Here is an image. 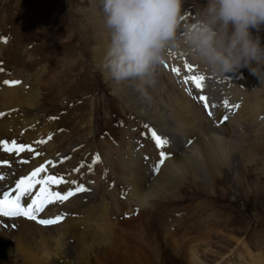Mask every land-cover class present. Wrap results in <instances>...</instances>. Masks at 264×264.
I'll return each mask as SVG.
<instances>
[{"label": "rangeland", "instance_id": "rangeland-1", "mask_svg": "<svg viewBox=\"0 0 264 264\" xmlns=\"http://www.w3.org/2000/svg\"><path fill=\"white\" fill-rule=\"evenodd\" d=\"M73 1L75 5L76 0ZM206 4L207 0H184L181 27L195 22L197 14ZM60 5V0H0V68H6L8 79L19 81L21 73L28 67L46 63L53 66L55 58L64 61L65 55L70 53L80 60L69 80L61 86V96H57L53 87L52 90L43 87L38 110L42 109L44 113L35 115L39 117V122L36 130L27 134V144L39 148L38 152L48 162L52 160L51 156L69 150L57 163L56 175L61 173L58 170L60 166L74 163L76 184L81 182L93 189L89 203L90 212H93L90 222L93 219L95 222L97 217L100 227L92 223L88 232L91 259L96 258L103 244L108 247L112 230L117 235L119 232L125 235L128 230H133L131 226L134 224L139 226L141 221L149 220L151 227H166L153 231L156 236L153 243L159 248L157 256L161 263L158 264H264V161L251 172L228 168L225 183H210L206 188H187L181 197L138 198V203L136 200L130 202L131 207L123 205L127 189L109 173L120 172L114 160L127 148L128 139L141 146L137 153L139 157L132 162V166L137 161L140 163L148 159L152 162L154 173H157L162 166L159 164L161 150L149 138L152 131L150 125L140 118L133 119L134 112L113 92L104 70L96 66L94 53L87 49L94 45L90 32L84 35L81 28L72 27L68 14H57ZM24 8L37 14L41 28L25 30L26 22L22 21ZM90 8H93L92 5L79 4L73 10L78 14L77 19L86 22L87 15L76 10ZM39 9L42 11L39 12ZM86 28L88 30L89 27ZM253 34L259 35L264 44V27L259 33L254 30ZM13 39L17 41L14 46ZM2 45H7L5 48L8 50L1 49ZM16 49V53L11 51ZM185 63L194 66L193 72L183 74L186 72L184 68L180 77L161 67L167 76L170 74L172 83L180 90L194 88L191 82L184 86L182 79L196 73L203 74L206 83L214 80L220 86L226 85L227 94L223 95L221 102L223 99L231 102L237 97V94L228 95L229 88L234 93L237 89L247 90L252 93L250 97L264 88L262 77L259 79L247 68L217 77L203 66L198 67L188 57ZM186 94L189 95L187 91ZM263 114L264 110H261L257 117L261 118ZM257 117L253 120L257 121ZM132 123H136L134 127ZM151 151L156 152L157 158ZM168 153L171 157V152ZM97 155L99 162L95 160ZM186 185L184 183L183 186ZM108 190L111 191L107 193ZM101 240L105 241L101 243ZM148 258L152 259V256Z\"/></svg>", "mask_w": 264, "mask_h": 264}, {"label": "bare ground", "instance_id": "bare-ground-1", "mask_svg": "<svg viewBox=\"0 0 264 264\" xmlns=\"http://www.w3.org/2000/svg\"><path fill=\"white\" fill-rule=\"evenodd\" d=\"M45 1L48 2V0ZM73 2V0H60L61 5L57 14H68L72 27L81 28L84 35L90 32L94 45L90 47H88V43L85 45L94 53L93 61L96 66L103 69L102 63L111 37L105 26L101 0H76L75 5ZM79 4L92 5L93 7L84 11L76 10L79 14L87 15L86 22L77 19L78 14L73 10V7ZM41 11L39 9V12ZM23 14L22 21L26 22L25 30L42 27L37 14L34 15V12L26 8H24ZM86 26L89 27L88 30ZM16 44L17 41L13 39V46ZM6 46L2 45L1 49L7 51ZM11 51L16 53L17 49ZM186 56L192 60L190 56L181 52L173 53L166 58L165 62L159 65L156 70L155 82L145 85L143 91L138 90L135 86L138 82L126 81L118 84L104 71L112 84L113 92L134 112L133 119L139 120L140 118L150 125L152 131L154 130L158 135L167 138L169 143L166 149L159 150L172 154H170L171 157L168 155L169 157L165 159L157 173H154L152 162L147 161L148 159L140 163L137 161L132 166V162L139 157H137V153L141 146H136L133 139H128L130 140L129 145L114 160V164L116 163L120 167V172L110 171L109 173L115 181L127 189L125 199L122 201L125 207H129L130 202L134 200L138 203V198L181 197L187 188L198 189L201 186L206 188L210 183L212 185L225 183L228 179L226 169L242 168L244 171L251 172L258 169L259 163L264 161V114L261 118L257 117L259 112L264 110V88L258 94H254V97H250L252 93L247 90L237 89V92L234 93L229 88L228 95L236 96L237 94L235 98L238 100L235 98L233 101L230 100L229 104L233 107L226 108L223 104L224 99L221 102L223 95L227 94L228 88H224L226 85L221 83L223 86H220L214 80H209L207 83L205 81V87L200 94L208 96L210 104L217 105L216 108L210 109L213 115L209 116L203 102L194 99L197 95L195 87L192 88L193 95H187L186 91L178 89L169 77L170 74H173L171 70L173 67H179L180 73H182L185 68ZM64 59L61 61L55 58L57 63L53 62V66H51L52 63H46L26 68V71L31 73L23 71L19 78L20 83L15 85L4 83L5 80L17 81L7 78L6 68L0 71V141H7L9 146L12 141H16L17 145L23 144L26 148L30 146L27 144V134L34 132L39 122V117L35 115L44 113L42 109L38 110L41 105L43 87L47 90L53 87L57 96H61V86L69 80L72 71L78 65L77 62L80 61L77 57H72L71 53L65 55ZM197 65L199 67V64ZM161 67L170 71L169 76L162 71ZM61 71L63 73H60ZM185 73L188 71L186 70L183 74ZM261 77L264 82V72L261 73ZM181 84L179 87L182 86ZM236 105L238 107H234ZM225 116L228 117L227 120H224ZM256 117L258 120L254 121L253 119ZM91 120L88 123L89 127ZM136 123H132V126L134 127ZM149 138L152 139L151 134ZM188 139L191 141L188 142ZM30 147L32 152L18 153H6L3 148H0V157L12 161L11 168L0 169L8 177L6 181L0 182L4 187L14 186L15 179L29 175L31 171L41 165H45L47 169L45 173L41 174L42 176L56 175L57 163L69 151L65 150L55 157L51 156L52 163L48 164V161L44 160V155L38 152L39 148ZM151 152L153 154L155 151ZM154 158H157L156 152ZM58 170L61 172L58 173V177H63L66 183L51 185L52 191H59L63 194L69 189H74L77 185H83L88 191L77 193L63 204H50L38 216V219H48L64 215L65 218L57 224L42 225L23 216H0V264L161 263L157 256L159 248L153 243L156 239L153 231L164 230L166 227H159L157 224V226L151 227L149 220L141 221L139 226L137 223L134 224L131 226L133 230H128V234L125 235L121 232L117 235L112 230V240L109 241L108 247L103 244V249H99V254L92 260L89 254L88 232L91 230V224L98 225L99 220L96 217L95 222L94 219L93 222H90L93 212H90L89 203L92 200L93 189L81 182L76 184L74 163H65ZM72 181H75V184L71 183ZM184 183L187 185L183 186ZM210 189L213 190V188ZM111 190H108L107 193ZM38 191L39 186L33 189V193ZM28 202H31L30 199ZM103 241L105 240H101V243ZM150 256L152 259L148 258Z\"/></svg>", "mask_w": 264, "mask_h": 264}, {"label": "clouds", "instance_id": "clouds-1", "mask_svg": "<svg viewBox=\"0 0 264 264\" xmlns=\"http://www.w3.org/2000/svg\"><path fill=\"white\" fill-rule=\"evenodd\" d=\"M184 0H101L110 44L103 70L116 83L155 82L159 65L181 52L207 72L225 77L247 68L261 78L264 0H207L195 22L184 24Z\"/></svg>", "mask_w": 264, "mask_h": 264}, {"label": "snow or ice", "instance_id": "snow-or-ice-1", "mask_svg": "<svg viewBox=\"0 0 264 264\" xmlns=\"http://www.w3.org/2000/svg\"><path fill=\"white\" fill-rule=\"evenodd\" d=\"M5 42H7L5 40ZM167 67V65H165ZM185 69L191 73L193 72V65L185 63ZM172 72L177 76L180 75L181 69L179 67H173ZM0 71H3L0 68ZM205 76L203 74L198 75H186L183 79V83L187 85L191 82L195 90H197V95L194 99L203 102V106L207 111L209 116L213 115V112L210 110L211 108H216L217 105L209 102V98L206 95L200 94L205 87ZM5 84L15 85L19 84L20 81H4ZM185 91L188 92L190 96L193 95L192 88H185ZM223 104L226 108L233 107L229 104V101L225 99ZM238 107V105L234 106ZM227 116L224 117V120H227ZM147 127V125H146ZM50 138V137H49ZM151 138L155 142V146L158 149H166L167 144L169 143L167 138L158 135L156 131H151ZM43 141H40L42 143ZM0 148H3V151L6 153H18V152H32V148L28 146L26 148L25 145L19 144L17 145L16 141L11 142V146H9L7 141H0ZM160 160L159 164H163L165 159L168 158L167 151H160ZM95 160L99 162L100 157L97 155ZM26 162V161H25ZM51 164L52 162H47ZM12 161L10 159H4L0 157V169L3 167L11 168ZM46 166L41 165L40 167L35 168L31 173L27 176H22L18 179H15L14 186L4 187L2 183H0V216L3 217H27L29 220H35L42 225H53L61 222L65 217L64 215H57L54 218L48 219H38L40 213L45 211V208L50 204L60 203L63 204L65 201H68L70 197L75 196L77 193L88 191L83 185H77L74 189H69L63 194L59 191H52L51 185H60L62 183H66L63 177H58L56 175H44L42 173L46 172ZM157 170H159L157 168ZM78 171V169H77ZM7 175L0 170V182H4L7 180ZM71 183L75 184V181ZM39 186V191L33 193V189ZM28 199H25V198ZM30 199V203L28 200ZM26 205V206H25Z\"/></svg>", "mask_w": 264, "mask_h": 264}]
</instances>
